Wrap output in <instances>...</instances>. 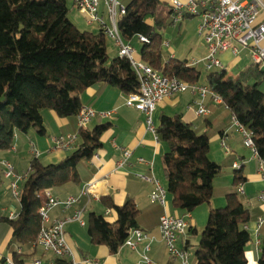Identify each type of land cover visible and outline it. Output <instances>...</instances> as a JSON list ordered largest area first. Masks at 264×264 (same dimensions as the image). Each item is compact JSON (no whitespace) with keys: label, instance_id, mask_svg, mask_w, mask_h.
<instances>
[{"label":"trees","instance_id":"16d2710c","mask_svg":"<svg viewBox=\"0 0 264 264\" xmlns=\"http://www.w3.org/2000/svg\"><path fill=\"white\" fill-rule=\"evenodd\" d=\"M119 1L125 9L117 19L119 34L126 40L137 37L139 60L167 78L199 85L197 67L162 58L161 32L171 15L169 6L161 0ZM68 16L66 0H0V152L14 146L16 134L34 130L44 135V110L60 118L76 116L82 108L79 94L95 84L116 88L124 95L138 93V79L130 62L118 56L107 62L102 29L96 34L80 31ZM263 80L264 73L253 65L236 76L214 70L205 77L208 90L221 99L220 105H210V113L219 109L229 124L234 117L249 131L255 155L264 166V94L259 90ZM204 121L208 123L209 118ZM107 128L103 124L79 129L76 145L55 164L31 159L26 179L19 185L17 219L0 216V223L12 228L17 244L36 243L41 228L39 209L47 203L46 192L78 182L77 168L102 147L101 137ZM155 133L166 146L161 164L173 208L191 213L209 205L214 197L226 201L223 208L210 209L200 234L189 229L186 247L190 246L189 237H199L192 264H246L245 247L252 238L249 226L262 212L246 208L238 198L237 189L244 182L241 169H233L230 159L222 165L211 161L209 142L214 131L195 128L181 115H161ZM229 167L234 174L232 186L215 189L214 179ZM2 172L0 168V178ZM100 200L115 212V221L90 213L85 226L90 243L105 246L110 254L118 252L130 230L151 231L163 216L156 203L139 210L130 197L121 206L110 197ZM259 242L258 264H264V227Z\"/></svg>","mask_w":264,"mask_h":264},{"label":"crops","instance_id":"0c3cea01","mask_svg":"<svg viewBox=\"0 0 264 264\" xmlns=\"http://www.w3.org/2000/svg\"><path fill=\"white\" fill-rule=\"evenodd\" d=\"M244 1L252 2L253 0ZM261 1L264 4V0ZM263 19L264 11L261 10L259 20ZM219 58L224 65L228 66V76L229 72L231 73L230 76H236L239 72L251 66L246 53H241L237 58H233L229 53H224ZM259 90L264 94V80L260 84ZM85 93L86 95L80 97L82 107L91 108L96 113L87 128L91 129V127L94 128L103 124L108 125L106 132L101 137L102 147L88 162L77 168V183H68L50 191L51 195L61 203L69 199L74 200L68 208L57 206L51 209L49 212L50 221H67L75 214L81 213L80 219L84 223L83 226L78 221L66 222L64 225L65 241L72 256L55 259L52 254L43 252L41 248L35 247L34 244L21 246L13 240L12 228L7 224L0 223V264H7V260L15 264H23L35 259L41 260L42 264H183L169 252L166 243L161 239L158 227L151 231H143L146 239L137 246L135 251L122 246L116 254H110L105 246H95L90 243L85 226L90 213L104 215L110 222L116 219L115 212L112 209H107L101 202V198L110 197L116 206H121L130 197L139 210L151 205L150 193L153 190V185L138 180L136 175H152L161 186L160 179L165 180L161 157L166 152V146L162 142L156 141L154 134L147 130L146 117L142 112L125 106L127 95H124L118 89L98 83L86 89ZM178 94L181 93H176L156 105L152 113V124L155 129L159 125L161 115L170 116L167 112L176 109L179 98L175 97ZM192 96L193 101L190 102L192 104H187L185 110L177 114L181 115L186 123L195 128L214 131L211 138L216 136L220 140V145L222 142L225 143L228 152L225 153L226 159L223 163L229 159L230 163H238L241 166V175L244 177V182L238 187L243 191L242 194H238L239 200L246 208L259 209L262 212V217L258 219L264 220V204L257 200L258 194L264 189V179L260 173L259 159L251 150L244 147L241 136L227 122V118L221 110L216 109L212 114L209 111L208 123H205V117L196 116L195 110L197 107L194 104L196 96L193 94ZM110 97H113V100H110ZM211 104L213 103L210 97L204 100V105L208 110ZM107 112L112 113L110 117L100 116V114ZM47 116L49 123L42 116L45 127L44 135L40 136L35 131L33 133L29 131L27 134H16L14 138L15 151L0 152V163H10L14 167L15 173L23 176L28 170L31 159L34 158L32 150L38 154L37 158L43 165L55 164L65 158L71 150L55 149L51 143V137L66 134L77 135L79 128L76 120L74 121L75 125H73V122L69 119L70 117L60 118L56 115L59 118L57 119V117ZM121 149L130 150L131 157L123 167L119 168L117 162L121 159ZM244 154H247V157L243 156ZM139 158L144 159L146 163H139L137 161ZM0 168L3 170V167L0 166ZM225 171L229 173L232 170L229 167ZM5 180L1 176L0 216L8 217L10 212L18 213L19 202L14 198L18 202L17 206L11 202H6V192L9 190L8 187L6 189ZM230 187L228 182L225 186H219L215 189ZM224 200H212L207 209L202 207L205 205L199 206L198 209L196 208V210H200L199 214L196 210L191 213L177 210L171 204L162 207L163 214L177 216L188 224L189 228L186 236L180 237L175 244L179 251L187 253V264H192L193 261V257L191 260L189 255L190 246L186 247L187 236L190 234L189 229L192 228L198 232L199 215L202 220L205 219L211 207L221 206L222 202L225 203ZM263 227L264 223L256 233L257 221L249 226L252 238L245 247L246 264H258L260 245L257 244V241L262 236ZM197 237L194 235L189 237L190 245L192 239H196L197 245ZM146 247H148V251H146ZM145 257L147 260L144 259Z\"/></svg>","mask_w":264,"mask_h":264},{"label":"built area","instance_id":"2783aa9c","mask_svg":"<svg viewBox=\"0 0 264 264\" xmlns=\"http://www.w3.org/2000/svg\"><path fill=\"white\" fill-rule=\"evenodd\" d=\"M166 3L173 16V23L181 21L186 16L199 17L200 23L198 26L199 36L203 39L207 54L200 61H192L187 63L190 67H197L201 63L207 71L212 69L225 71L227 73L228 66L224 65L220 60V55L229 53L233 58H237L241 53H246L249 57L251 65L258 71L264 73V19L259 20L260 11H264V4L261 0H253L246 2L244 0H161ZM101 3L103 11H100ZM73 6L79 14L84 16L89 25L99 24L104 35L113 41L117 47V56L127 59L138 79V93H132L125 97V106L136 111L142 112L146 117L147 130L154 134L155 140L158 138L155 133V128L152 124V113L158 103L164 99L171 97L176 93H182L187 90L196 96L195 114L198 117H207L209 110L204 105V100L208 97L215 105L221 104V99L208 90L207 87L200 85H188L175 78H167L160 72L145 65L143 62L136 60L135 50L129 45H125L120 37L117 28V19L125 13L124 6L119 0H72ZM104 14L107 15L108 26L104 19ZM141 42H147L143 37H139ZM162 46L167 47L168 42H163ZM170 59H173L171 57ZM169 60V59H168ZM168 60H165L167 62ZM111 112L100 114L101 117L108 118ZM96 113L88 107H82L78 114L77 125L79 129H86ZM231 126L242 138L244 147L251 150L255 155L252 136L238 121L231 117ZM77 142V135L66 134L56 137H51V143L55 149L71 150ZM226 152L228 148L225 143L221 144ZM15 151L14 146L10 149ZM32 155L38 157L37 153L32 150ZM96 157V156H95ZM131 157V151L121 149V159L117 162V167H123ZM141 164L146 161L142 158L137 160ZM151 165V163H150ZM3 167L2 177L9 181V191L11 197L19 199V185L26 179V175H18L15 173L14 167L8 162H1ZM233 169H241V166L234 162ZM260 173L264 179V166L260 163ZM136 178L144 183L153 185V190L150 193L151 203H156L161 207L166 206V191L159 185L158 181L152 175H136ZM238 194H242V189H237ZM47 203L39 209L41 219V228L34 244L35 247L41 248L45 253H50L55 259H63L72 256L70 249L65 241L64 225L66 222L78 221L82 226L81 213L75 214L71 219L64 221H50L49 212L57 206L70 207L74 202L73 199L61 203L55 199L50 191L45 194ZM257 200L264 204V189L260 191ZM18 213L10 212L9 220H15ZM264 220H257L256 233L263 225ZM159 232L161 239L166 243L169 252L183 264H187L188 256L184 251H179L175 244L181 237H185L188 230V224L177 216L165 215L159 220ZM146 239L145 233L138 229H132L128 233L123 246L135 251L137 246ZM257 244L260 245L259 240ZM148 251V247H146ZM147 260V258H144ZM87 262V261H86ZM7 264H15L7 260ZM23 264H42L39 259L32 260ZM77 264V263H72Z\"/></svg>","mask_w":264,"mask_h":264},{"label":"rangeland","instance_id":"374dc122","mask_svg":"<svg viewBox=\"0 0 264 264\" xmlns=\"http://www.w3.org/2000/svg\"><path fill=\"white\" fill-rule=\"evenodd\" d=\"M66 2H67V7L69 9V16H68L69 20L78 28V30L88 31V32H92L95 34L99 32V29H100L99 24L95 23L93 25H89L87 23L86 18L84 16H82L81 14H79L77 9L73 6L72 0H66ZM100 11H103L102 3H101ZM104 19H105L106 23L108 24V26L111 27L110 23L108 22L107 15H105V14H104ZM173 19L174 18L171 15H168L166 17L165 20H166L167 27L161 32L162 43L164 41L168 42L167 47L162 46V43H161V52H162L163 60L164 61L168 60L171 57L175 58L177 61L187 62V63H191L192 61L202 60L207 54V49H206V45H205L203 39L199 36V31H198V26L200 23L199 17L186 16L181 21H178L176 23H173ZM121 40L125 45H129L130 47H132L135 50V52H136L135 58H136V60L140 61L138 58L139 52H140V44L138 42L137 37H134L131 40H126V39L121 37ZM106 49H107V57H108L107 62L109 63V62H111L112 59H114L117 56V47L114 45L113 41H111L107 37H106ZM197 69L201 72L199 85L206 87L205 77L209 71H207L205 69V66L203 65V63L198 65ZM214 70L215 69H212L210 71H214ZM230 75H231V73L229 72V76ZM82 95H86L85 91L80 93L79 97H81ZM175 98H179V100L177 102L178 105L174 111H168L167 112L170 116L177 114L179 112H183L186 108V105L193 101V96L189 90L182 92L181 94L176 95ZM109 99L113 100V97H110ZM191 104L192 103H190V105ZM47 115H50L53 118L57 117L50 110L42 111V116H44V119L48 123H49V121H48L49 119H48ZM57 119H59V118L57 117ZM69 119H71V121L73 122V125H75V123H74L75 120H76V124H77L76 116H72ZM74 130H75V127H74ZM33 131L34 130H31L30 133H33ZM45 141H46V138H45ZM209 143H210V151H209L210 160L219 164V165H222L223 161L226 159V157H225L226 150L223 147H221L222 145H220L219 138L214 136L210 139ZM239 155H240V153H239ZM243 156L247 157V154H244ZM233 176H234L233 171H230L229 173H226V171H224V173L221 176L214 179L213 187L214 188H218L219 186L222 187V186H225L226 183H228V182H229L230 186H232ZM5 184H6V189L8 187V190H9V181L5 180ZM7 184H8V186H7ZM160 184L163 187V189L166 191V181L163 178L160 179ZM6 193H7L6 202H11L15 206H17L18 202L11 197L10 191H8ZM214 199H225V198L214 197L211 199L210 202H212V200H214ZM166 203H167V205L171 204V197L167 193V191H166ZM204 205L205 206H202V207H205V209H207L209 207L207 204H204ZM225 205H226V201H225V203L222 202L221 206L215 207V208H223ZM215 208H213V209H215ZM200 209H202V208H200ZM196 211H198V214L200 213V210H196ZM207 219H208V215H207V217H205V219H203L204 221L202 220V217H200V215H199V218H198L199 225H197V230H198L199 234H200V231L202 230V228L205 226ZM198 239H199V237H197V240ZM196 242H197L196 239H192L191 245L189 247V255L191 257V260H192V257L194 255V251L196 248V246H195Z\"/></svg>","mask_w":264,"mask_h":264}]
</instances>
